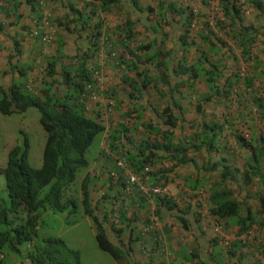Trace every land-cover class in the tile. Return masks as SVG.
<instances>
[{
	"label": "trees",
	"instance_id": "obj_1",
	"mask_svg": "<svg viewBox=\"0 0 264 264\" xmlns=\"http://www.w3.org/2000/svg\"><path fill=\"white\" fill-rule=\"evenodd\" d=\"M24 1L27 6H30L33 13H37L38 10L36 9H42L40 0ZM53 1L57 2L58 0ZM68 1V12L64 17L65 20L58 18L55 22H57L59 28H63L71 36L80 39L82 35H85V39L88 40V47L84 53L75 56V58H80L82 62L78 66H73L62 61L63 59H70V57L62 53L65 42L62 38L58 39L56 54L46 57L45 74L40 83L41 88L37 93L33 89L32 84L28 82L29 72L33 70V66L21 63L22 50L20 49V43L15 36H10L13 53L7 57L8 71L3 72L17 74V78L12 77V82L8 88L0 86V113L4 116H10L23 114L30 108L36 109L39 113V124L46 133V139L42 153V165L39 169L32 168L27 162L29 147L26 142H24L22 147L17 146L9 151L7 165L5 168L0 169V174H3L5 178L6 194L9 201V206H5L4 202L0 204V264H12L14 261H18L15 264H81L80 253L69 248L62 239H38L39 219L42 213L47 210L54 213H64L66 211L74 213L79 209V206L82 213L88 216L95 225L97 231L95 240L99 249L109 254L118 264H127L124 251L108 239L102 222L93 213L95 207L92 208L89 188L94 180L98 179V176L91 177L90 173H87L89 162L86 154L95 138L101 135L105 128L102 124V121H104L101 119L102 113L97 110L94 113L95 115L90 117L86 114L84 105V103H87L85 87L88 83H92L93 72L96 71L102 75L101 66L93 62L94 65L92 64L93 66L89 68L88 63L92 58L97 57L95 54L101 48L99 45L101 43L105 44L107 38H111L102 30L104 26L102 13L116 14L122 7V3L121 0ZM244 2L259 12H264V0H244ZM61 3L63 5V2ZM78 4H81V6L78 7ZM130 4L140 14L147 12L149 16L152 11L150 7L140 6L139 0H131ZM219 4L223 21L227 22L228 27L221 28L222 33L234 40L241 49L242 54L248 58L251 53V43L255 40L256 31L252 26L243 25L244 15L240 8L239 0H220ZM114 10L118 11L113 12ZM180 14H182V10ZM125 17L124 23L117 30L120 32V36L122 35V45L126 47L124 50L129 52L130 49L127 43L132 42L134 37V22L131 21L128 13H126ZM193 18V15L189 13L182 21L184 30L179 37V53L181 50L189 49L196 45L198 58L189 66H187V57L177 58L174 66L177 65L179 69H173L172 72L178 77L187 75L188 80L179 83L182 85L193 86L194 83L192 84L190 80L194 81L198 77H203L208 88L207 93L202 95V100L205 102L210 101L212 98L229 100L233 86L239 84V74H233L232 78L228 77L225 82L220 83V61L218 62L214 59V57H221V47L228 46V43L221 39L215 42L210 37L212 35L210 31L199 36V43L189 42L188 34L192 29ZM137 20L141 21L142 19L138 18ZM48 22L50 25L53 24L50 20ZM220 23L221 21H219ZM142 24L145 25L146 29L151 28L154 33L159 29V25L150 26L147 23L145 24V22H142ZM165 24L170 26L169 23L165 22ZM34 40L39 42L38 38H34ZM203 44L207 45L206 50L201 48ZM41 45L43 46V44ZM150 46H154V44ZM150 46H139L138 50H146ZM169 56L170 53L164 50L163 45H160L155 52L148 55V58L159 68L158 78L161 84L166 86L170 92L172 87H170L171 83L168 74L169 64L167 58ZM225 56L224 58H226ZM16 58L17 61L13 63V59ZM132 58L134 60L121 58L122 60L117 61V66L118 69L120 66L125 69V72H122L121 82L136 90V85L126 76V71H133L134 73L136 72L135 75H140L137 68L140 60L138 61L135 56ZM112 61L111 64L116 66L114 57ZM255 62L257 63L256 66L253 64V69L260 67L259 73L256 74L262 79L261 82L264 86V64L258 61ZM107 63L108 59H105V64ZM56 76L61 78L60 82H57ZM241 78H244L242 81L243 86L247 90L252 91L251 103L257 110L260 120L264 121V97H260L256 92H253V76L245 75ZM146 79L142 87L152 82L149 76H146ZM54 84L62 87L61 95L54 88ZM229 87H231V91L226 90ZM137 92L140 93L141 88L138 87ZM158 93L160 99H163L164 93ZM82 95H86V97L82 98ZM237 96H240V94ZM173 105L177 106L178 102L173 101ZM200 109L201 107L198 106L197 111L199 112ZM162 115L165 118V121H163L165 125L171 129L174 128L178 118L172 115L168 105L163 108ZM144 128L160 137V141L155 140L153 144L149 140L145 141L140 147H137V155L124 151L125 146L121 144L120 136L130 132L127 128L120 126V128L111 130L112 133L109 134L105 154L112 161L114 168V172L109 178L110 182L114 180L116 183L114 186L119 185V190L116 194L109 197L112 187L110 183L111 187L108 188V193H104L98 205H101L107 198L111 203L115 202L116 205L124 202V200H117L124 194L122 191L126 183L122 178V170L116 166L111 153L115 152L123 157L127 166L133 172L141 171L145 165L152 166L154 172L149 174V181L152 184H156L165 178L164 174L167 171L165 161H170L174 167L192 163L193 160L187 156L190 147L195 149L197 153L202 146H206L210 153L215 152L214 145L218 143V136L223 131L221 124L204 123L201 131L194 138L196 141L198 140V143L190 144V147H188L183 142L173 144L171 142L173 132L169 130L160 132L157 128L150 125H144ZM233 136L238 148L247 150L249 159L245 163L242 173L233 164L229 163L227 165V160L224 159L205 169V171L217 173V179L208 192L207 205L210 215L215 218H234L239 233H242L255 223L264 227V135H255L250 137V139L243 136ZM130 139L128 137L127 141H130ZM225 147L229 148L227 145ZM106 148H108V152ZM159 153H162V155ZM78 173L80 174L79 178L84 176L81 184H79V191L77 182H75ZM237 179H239V183H237ZM254 180H257L263 189V193L254 194V196H257L255 198L259 206L257 212H251L250 206H248V200L252 198L251 193L247 191L241 201H238L233 184L235 183L238 188L237 191L241 192L249 186L252 187ZM161 183L163 184V181ZM191 188L195 189L194 186H191ZM78 192L81 194V200ZM75 196L79 203L78 207L76 200H74ZM128 197L126 196V198ZM155 198L161 199V202L170 210L176 206L174 204L170 205L168 198L158 196H155ZM244 209L245 212L243 214L242 210ZM111 211H114L112 217L117 219V221L119 218L126 219L124 213L118 216L113 207ZM19 214H24L25 217L20 219L18 217ZM10 215L11 218L9 217ZM103 218L107 220V215ZM149 221L150 219L146 220L148 223ZM113 230L116 231L115 229ZM261 241L260 252L264 255V238Z\"/></svg>",
	"mask_w": 264,
	"mask_h": 264
},
{
	"label": "crops",
	"instance_id": "obj_2",
	"mask_svg": "<svg viewBox=\"0 0 264 264\" xmlns=\"http://www.w3.org/2000/svg\"><path fill=\"white\" fill-rule=\"evenodd\" d=\"M40 1H43V6H41L43 8L36 9L38 10L37 13H33L24 0H0V31L5 28L10 30L6 32V34L10 33L8 35H3L5 31L0 33V86H3L7 81L5 77L8 74L17 78V74L3 72L8 71L7 57L13 53L10 43L6 39H10L13 33V36L19 41L20 49L22 50L21 58H24V62L21 61V63L33 66L34 63L39 62V59H43L41 49L37 44H34V39L30 38L29 35L34 25L33 22L44 18L51 21L52 17H59V19L65 20L68 0H58L57 2L50 0V3L45 0ZM60 1L63 2V5ZM122 1V5L129 4L126 9L129 18L134 22L133 31L135 34L132 42L127 43L130 53L124 50L126 47L122 45V35L120 36V32L117 30L125 19L121 22L119 13H102L104 25L102 30L111 38H107L105 44L101 43L99 45L101 48L95 54L97 57H103V59L108 57V62H110L109 65L108 63L105 64V60L102 63H97L102 67V80L99 86V107L103 108L106 99H110L113 102L111 115L102 121L105 130L100 135L97 148L92 155L91 164L89 163L87 170L91 177L98 176V179H95L89 188L91 203H96L98 208V202L102 199L104 193H108V188L112 186L109 197L116 194L119 190V185L114 186L116 184L114 180L110 182L109 178L114 172V168L112 161L105 154V147L108 143L109 134L112 133L111 130L120 128V126L127 128L130 132L120 136L121 144L125 146L124 150L126 152L137 155V147H140L145 141L149 140L151 144L155 140L160 141V137L146 130L144 125L153 126L160 132L169 130L173 132L171 139L173 144L183 142L190 147V144L198 143V140L196 141L194 138L201 131L202 124H221L223 126L222 135L225 132L224 129H228L226 133L231 134L230 128L234 126L235 122V120L233 122L229 120L228 117L224 118L223 122L216 118L221 108H226L225 99L223 100L224 102L219 98H212L208 102L202 100V95L208 91L203 77H198L194 81L190 80L192 84L194 83L193 86L179 84L188 80L187 75L181 77L174 75L172 70H178L179 67L177 65H168L170 87H172L170 93L168 88L162 85L158 78L159 68L148 58V55L155 52L160 45H163L164 50L175 57V54L171 52L175 33L173 29L165 28V26L171 28L165 22L172 26H180L187 14L195 13L197 10L195 9L196 11L193 10L191 12L188 7L182 10V7L178 5L179 0H139L140 6L151 8L152 11L148 16L147 12L140 14L130 4L131 0L125 1L126 3ZM48 3L50 4L49 9L47 8ZM204 3V1H201L196 6L199 11L196 13L198 17L203 18L204 9L201 8L200 4L204 5ZM185 5L189 4L186 3ZM80 6L81 4H78V7ZM58 8L60 13H58ZM181 10L182 14H180ZM37 14L39 17H37ZM138 18H141L142 22H146L150 26L159 25L158 31L154 33L151 28L146 29L145 25L137 20ZM93 21L95 22V20ZM50 26V32L53 36L52 43L55 39L57 41L56 47L58 46V39L62 38L65 42L64 47H74L70 48L72 51L74 50L72 52L74 56L84 53L87 49L88 40L85 39V35L78 39L69 35L64 29L61 30L63 33L57 32L54 24ZM143 36L149 38L148 42L143 40ZM175 36L177 37L178 50L180 51L179 37L181 35L176 33ZM70 39L72 40L70 41ZM38 43L40 44V42ZM70 44L72 45L70 46ZM152 44L154 46H150ZM146 45L150 47L146 50H138L139 46ZM34 46H37V49ZM191 49L181 50L178 56L179 58L187 57V66L193 64L198 58L197 48L193 52H190ZM49 56L51 55L49 54L46 57ZM133 56L137 57L138 61L140 60L139 63L137 61L140 75H135L136 72L134 73L133 71H126V76L136 85V90L121 82L122 72H125V69L123 66L118 69L117 66L119 60H122L121 58L134 60ZM97 57L94 59L98 60ZM113 57L115 58L114 63L116 66L111 64ZM14 61H17V58L13 59V63H15ZM259 62L264 64L262 58ZM33 71L34 68L31 72ZM146 76H149L152 82L142 87L147 80ZM12 77L9 78V84L6 85L11 84ZM28 82H31L30 79ZM253 83L252 87L255 89L256 82L254 78ZM3 87L5 88V86ZM138 87L141 88L140 93L137 92ZM198 88L199 91H197ZM158 92L164 93L163 99H160ZM250 96L251 98L253 97L252 92H250ZM173 101L178 102L179 106L173 105ZM229 101L227 100V103L230 104ZM123 105L126 107L123 108ZM167 105L171 109L172 115L178 118L175 127L172 129L163 122L165 118L162 115V111ZM198 106L201 107L199 112L197 111ZM96 108L97 106L92 104L90 108L85 109V112L90 117L94 116L97 111ZM254 111L256 116H258L257 110L255 109ZM129 118H132L130 123L128 122ZM253 122L250 121V124L252 125ZM137 130L140 131L138 135L136 134ZM126 137H130V141H126ZM214 146L215 152L211 153L208 152L206 146H202L198 153L190 147L187 156L193 160L192 163L174 167L170 161H165L167 171L164 174L163 183H166V187L170 192V197L168 198L170 205H176L174 209H168L159 198H145L138 193H132L122 204H118L117 207L113 208L118 216L121 213L126 216V219L119 218L117 226L113 227L116 230H112L116 234L115 241L110 238L107 232L108 229L104 225L106 223L102 224L108 239L124 251L127 264H264V255L260 252L261 240L264 238V227L255 223L250 228L239 233L236 221L218 219L210 215L207 205L208 192L216 180L209 178L208 174H216L212 171H205V169L212 167L222 159L227 160V165L230 163L237 167L235 161L233 160L232 162V158L228 157L232 152L230 148H226L225 145L219 146L218 143ZM236 147L235 153H240L244 158V163H246L249 159V153L245 149ZM159 154L162 155V153ZM83 177L80 176L79 180H77L78 191ZM191 186H194L195 189H192ZM79 197L81 200L80 193ZM237 200L241 201V198L237 197ZM107 201H109L108 198L100 205V207L103 206L101 208V216L107 215V217L112 219L113 215L111 214L114 211H111L110 203ZM92 208L94 207L92 206ZM244 212L245 209L242 210L243 214ZM152 215H155V218L151 217ZM149 218L157 219L158 222H155L154 229L148 234H144L143 230L148 223L146 220H149ZM216 226L221 227L219 233L215 232Z\"/></svg>",
	"mask_w": 264,
	"mask_h": 264
},
{
	"label": "rangeland",
	"instance_id": "obj_3",
	"mask_svg": "<svg viewBox=\"0 0 264 264\" xmlns=\"http://www.w3.org/2000/svg\"><path fill=\"white\" fill-rule=\"evenodd\" d=\"M50 1V0H45ZM123 0V3H126ZM156 1V0H151ZM167 1H175V0H167ZM201 1H204V5L200 4L201 8L204 9V15L202 17H198V14H196L198 11L197 4ZM220 0H179V6L186 9V7L191 9V12L195 10L196 12L193 13V20H192V29L190 33L188 34L189 42H196L199 43V36L206 34V32H211L212 35H210L211 39H213L215 42L218 39L223 40L224 42L228 43V46L221 47L220 55L217 58L214 57L215 61H220V83L225 82V80L229 77L232 78L233 74H239L242 70L247 71V75L253 76L254 81L256 82V88L254 91H257L258 89H262V82L261 78L259 77V67L253 69V64L256 63L255 61H258L262 58L264 61V46H263V36H264V12H259L252 6H248L247 3H245L243 0H239L240 8L243 10L244 15V22L243 25L245 26H252L254 30L256 31L255 40L251 43V50L250 55L244 56L241 52V49L236 45L235 41L230 39L228 36H225L222 33L221 28H228L227 22L223 21L221 7L219 4ZM241 2V3H240ZM50 3V2H49ZM47 5V8L49 7V4ZM188 3L189 5H185ZM144 4V3H143ZM127 6L129 4L122 5V7L119 9V17L121 19V22L126 18L125 15L128 13ZM196 7V8H195ZM264 7V4H263ZM130 8V7H129ZM49 9V8H48ZM200 10V9H199ZM67 11V10H66ZM118 10H114L113 12H117ZM68 12V11H67ZM58 13H60V10L58 8ZM189 13V12H188ZM112 15V14H109ZM59 17H52L51 22L54 24V26L57 28V32H62L63 28H59L57 25V22H55L56 19ZM60 20H63L60 18ZM107 22V20H105ZM144 21V20H143ZM153 21V19H152ZM182 21V19H180ZM219 21L221 23L219 24ZM146 23V22H145ZM182 24V23H181ZM223 26V27H222ZM171 28L166 29H173V32L176 34H182L184 27L182 25L180 26H168ZM142 28V27H141ZM179 30V31H178ZM228 31V29H226ZM5 33L3 35H8L10 33V30L8 28L2 29L0 33ZM63 33V32H62ZM173 35L174 43L172 47L173 54L175 53L176 57H173L170 55L167 60L168 64L175 65L176 59L179 58V50H178V43H177V37ZM13 35V33H12ZM62 37V35L60 34ZM73 38V37H72ZM148 37L143 36V40L148 42ZM7 42L10 43V48L13 50V46L11 44V41L9 38L6 39ZM72 39H70L71 41ZM18 41V40H17ZM68 43V42H67ZM34 44H37V46L42 51L43 59H39V62L33 64L34 71L29 73V79L30 84H32L33 89L35 92H39V89L41 88V80L44 77L45 71V60L46 56L49 54L51 56H54L56 54V45L57 41L54 39L53 43L50 46H42L37 41L34 40ZM72 44H70L71 46ZM37 46H34L37 49ZM206 44L202 45V49L206 48ZM70 48H74L71 46ZM70 48L63 47L62 53L70 57V59H63L65 63H70L73 66H78L82 60L78 57L75 58L73 51ZM192 49L190 52H193L194 49H196V45L191 47ZM224 55H226L224 58ZM23 59V60H22ZM96 59H91V61L88 63V66L91 68L94 63L93 62H100L102 63L103 60L108 59L103 57H97ZM21 61L24 62V58H21ZM254 61V63H253ZM253 63V64H252ZM93 64V65H92ZM110 62H108V65ZM59 71V67H58ZM6 76V82L3 86L5 88H8L9 85V78L12 76ZM57 82H60V77H57ZM240 79L238 82L239 84L233 86V89L231 91V87L227 88L226 90L231 91V94L229 95V103L226 102V105L224 109L221 108V111L216 118H219L221 122L224 121V118L228 117L229 120H232L234 122V126L231 127V134H227L226 131L228 129H224L225 132H223L222 135H219L218 137V144L221 145H227L229 146L230 150L232 151L229 154V158H232L236 163V168H238L239 172L242 173L243 167L245 165L244 158L241 156L240 153H235L236 151V144L233 143L235 141V138L233 135L236 136H243L247 135V139H250V137L257 136V135H264V121H261L259 116H256V112L254 111L255 107L250 102V92L247 91V88L243 86V80L240 76L238 77ZM254 85V83H253ZM54 88L58 91V93L61 95L62 87L58 84H54ZM64 88V87H63ZM202 88V87H201ZM203 89V88H202ZM199 91V88L197 89ZM240 94V96H237ZM223 101V100H222ZM224 102V101H223ZM241 104V105H240ZM92 104L89 105V108ZM94 105V104H93ZM126 106L123 105V108ZM133 118V117H132ZM132 118H129V123ZM128 119V118H127ZM250 121H254L253 124H250ZM261 122V123H260ZM256 124V125H255ZM255 125V126H254ZM129 128V127H128ZM144 129V128H143ZM146 131V130H145ZM147 132V131H146ZM140 131H136V134L138 135ZM144 133V132H143ZM146 134V133H145ZM100 135H98L90 148L88 149V152L86 154V158L88 162L90 163L92 155L95 153V150L98 145ZM46 139V133L39 124V113L36 109L30 108L23 114H13L10 116H4L0 113V169H3L7 165V156L10 150H12L14 147H22L24 142L27 143L29 149H28V155H27V162L29 165L34 169H39L42 165V153H43V147ZM127 141V137L125 138ZM231 141V143H229ZM125 151V150H124ZM241 160V161H240ZM91 164V163H90ZM209 173V172H208ZM207 173V174H208ZM79 173L77 174L76 181L79 178ZM219 175V174H218ZM240 175V174H239ZM209 178H213L214 180L217 179V173L216 175H213L212 173L208 174ZM239 178V177H237ZM163 181V180H162ZM159 181V182H162ZM237 183H239V179H237ZM166 186V183H163ZM234 184L235 194L236 197L242 198L244 194L249 191L251 193L252 198L248 200V206H250L251 212H257L259 209L258 203L256 201L257 193H263L262 187H260L257 180L253 181L252 187H247L245 190L238 192V188L236 187V184ZM233 186V185H232ZM132 193H137L136 191H133ZM241 194V195H240ZM75 198V199H74ZM73 199L76 200L77 207L79 206L77 197L75 196ZM1 202H4L5 206H9V201L7 199L6 194V187H5V178L3 174H0V204ZM109 203V201H107ZM99 204V203H98ZM93 207H95L94 212L97 217L102 221L105 227L108 229L107 232L110 236V238L115 241L116 240V234L114 231H112L113 227H116L118 223L115 222V220L112 218L110 219L107 217V220H105L101 216V208L99 205V208H96L97 204H92ZM108 206V204H107ZM109 207V206H108ZM112 208L113 206L110 205ZM115 208V206L113 207ZM112 215V214H111ZM110 215V216H111ZM11 218V215L9 216ZM20 219L24 218V214H19ZM235 221L234 218H230ZM96 228L92 220L84 215L80 209H77L76 212L71 213L70 211H66L64 213L60 212H51L47 210L45 213H42L39 219V228H38V239L42 238H60L62 239L66 245L73 249L77 250L80 253V259L81 264H118L115 262L112 257L107 254L106 252H103L99 249L96 240ZM217 253V251H216ZM217 255V254H216ZM18 261L12 262V264H15Z\"/></svg>",
	"mask_w": 264,
	"mask_h": 264
},
{
	"label": "built area",
	"instance_id": "obj_4",
	"mask_svg": "<svg viewBox=\"0 0 264 264\" xmlns=\"http://www.w3.org/2000/svg\"><path fill=\"white\" fill-rule=\"evenodd\" d=\"M42 3L43 1L40 3L41 6H43ZM50 30H51V26L46 18L41 19L40 22L34 21L33 28L30 31V38L32 39L38 38L41 44H43L44 46H50L53 40V36ZM246 73L247 71L242 70L239 73V76L243 77L247 75ZM92 79H93L92 83H88L85 87V91L87 92V99H86L87 103H84L85 109L89 107V104H94L95 106H97L96 110L102 113L101 119L105 120L112 113L113 102L110 99H106L104 102L103 108L99 107V103H100L99 86L102 80V75L94 71ZM257 95L260 97H264V90H259ZM83 97H86V95H82V98ZM244 136L245 138H247V135H244ZM106 149L108 152V148ZM111 157L115 160L116 166L120 170H122V178L123 180H125V183H126L122 191L124 194L120 196V198L117 201L124 200L126 196H130L133 191H136L138 194H140L142 197H145V198H151V197L158 196V197L167 199L169 197L168 189L161 182L152 184L149 181V174L154 172V168L152 166L145 165L141 171L133 172L129 169V167L127 166L126 160L123 157L117 155L115 152L111 153ZM113 203L115 204V202ZM151 217L155 218V215ZM154 218H151V219L149 218L150 221L143 230L144 234H148L152 229H154L155 222H158V220ZM114 220L117 222V219H114ZM220 229H221L220 226H216L215 232L219 233Z\"/></svg>",
	"mask_w": 264,
	"mask_h": 264
},
{
	"label": "clouds",
	"instance_id": "obj_5",
	"mask_svg": "<svg viewBox=\"0 0 264 264\" xmlns=\"http://www.w3.org/2000/svg\"><path fill=\"white\" fill-rule=\"evenodd\" d=\"M40 2H42V1H40ZM43 8V7H42ZM253 88V87H252ZM262 89H258L257 91H254V88H253V92H256L257 94H258V92H259V90H264V86H263V83H262V87H261ZM249 92H252L251 90H249ZM165 186V185H164ZM166 187V186H165ZM167 188V187H166ZM169 191V190H168ZM169 197H170V192H169ZM168 197V198H169ZM127 199V198H126ZM125 200V199H124ZM110 205L111 206H115V207H117V205L116 204H114L113 202L112 203H110ZM153 216V215H152ZM113 218V217H112ZM114 219V218H113ZM116 222V221H115ZM116 223H118V221L116 222Z\"/></svg>",
	"mask_w": 264,
	"mask_h": 264
}]
</instances>
